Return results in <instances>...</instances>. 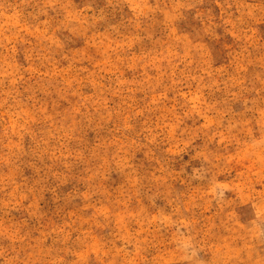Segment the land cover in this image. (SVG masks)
<instances>
[{"label":"rangeland","instance_id":"obj_1","mask_svg":"<svg viewBox=\"0 0 264 264\" xmlns=\"http://www.w3.org/2000/svg\"><path fill=\"white\" fill-rule=\"evenodd\" d=\"M0 264H264V0H0Z\"/></svg>","mask_w":264,"mask_h":264}]
</instances>
